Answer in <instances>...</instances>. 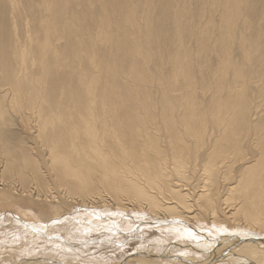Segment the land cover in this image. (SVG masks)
Wrapping results in <instances>:
<instances>
[{"label": "bare ground", "instance_id": "obj_1", "mask_svg": "<svg viewBox=\"0 0 264 264\" xmlns=\"http://www.w3.org/2000/svg\"><path fill=\"white\" fill-rule=\"evenodd\" d=\"M263 85L264 0H0V196L264 239Z\"/></svg>", "mask_w": 264, "mask_h": 264}, {"label": "rangeland", "instance_id": "obj_2", "mask_svg": "<svg viewBox=\"0 0 264 264\" xmlns=\"http://www.w3.org/2000/svg\"><path fill=\"white\" fill-rule=\"evenodd\" d=\"M212 55L215 66L218 57ZM238 56L236 52L234 58L240 61ZM255 102L263 115L264 93ZM23 125L11 127L22 131ZM44 156L48 158L46 152ZM12 196H0V264H264V244L254 242L256 236L246 235L242 227L233 230L231 223H185L183 218L164 219L129 205L117 208L110 201L85 206L72 202L69 211L56 216L48 203L38 206L27 201L28 195L24 201ZM50 203L60 209L55 199Z\"/></svg>", "mask_w": 264, "mask_h": 264}, {"label": "water", "instance_id": "obj_3", "mask_svg": "<svg viewBox=\"0 0 264 264\" xmlns=\"http://www.w3.org/2000/svg\"><path fill=\"white\" fill-rule=\"evenodd\" d=\"M253 241H258V242H262L264 241L263 238H251Z\"/></svg>", "mask_w": 264, "mask_h": 264}]
</instances>
